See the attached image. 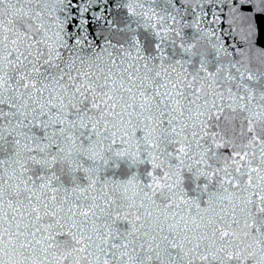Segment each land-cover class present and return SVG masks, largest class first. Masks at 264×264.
Instances as JSON below:
<instances>
[{"label": "snow or ice", "instance_id": "1", "mask_svg": "<svg viewBox=\"0 0 264 264\" xmlns=\"http://www.w3.org/2000/svg\"><path fill=\"white\" fill-rule=\"evenodd\" d=\"M0 264H264V0H0Z\"/></svg>", "mask_w": 264, "mask_h": 264}]
</instances>
